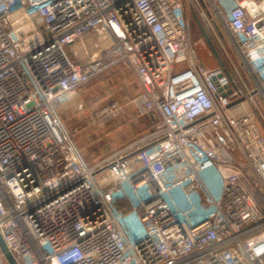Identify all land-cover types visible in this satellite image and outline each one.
<instances>
[{"label": "built area", "instance_id": "2783aa9c", "mask_svg": "<svg viewBox=\"0 0 264 264\" xmlns=\"http://www.w3.org/2000/svg\"><path fill=\"white\" fill-rule=\"evenodd\" d=\"M193 15L224 66L199 59ZM263 20L264 0H0V232L17 263L264 264ZM98 31L109 45L79 54ZM120 65L160 121L89 164L60 111ZM176 188L194 212L167 205Z\"/></svg>", "mask_w": 264, "mask_h": 264}, {"label": "rangeland", "instance_id": "374dc122", "mask_svg": "<svg viewBox=\"0 0 264 264\" xmlns=\"http://www.w3.org/2000/svg\"><path fill=\"white\" fill-rule=\"evenodd\" d=\"M224 35L226 38L224 47L232 54L233 61H236L240 74L248 76V66L237 55L229 34L224 32ZM200 36L198 26L193 24L191 37L199 59L208 67H215L217 65L216 59L210 54L206 44L201 39L202 36ZM251 83L254 85L253 80H251ZM88 85L78 98L80 103L77 107H67L60 111L62 125L72 135L77 148L85 157L87 163L94 164L95 162L91 163L93 159L96 162L103 160L123 147L130 145L136 139L145 137L153 131V123L160 121V117L155 112L152 113L151 121L146 115L141 117L138 108L126 107L125 104H121L124 108L121 114L116 115L114 118L102 119L105 117L100 118V112L111 102L110 94L119 88V84L117 82L109 83L107 86L104 84L94 89ZM88 87H90L89 90ZM257 100L262 103L260 97ZM261 107L264 113V103ZM236 112L240 114L242 110Z\"/></svg>", "mask_w": 264, "mask_h": 264}, {"label": "bare ground", "instance_id": "6f19581e", "mask_svg": "<svg viewBox=\"0 0 264 264\" xmlns=\"http://www.w3.org/2000/svg\"><path fill=\"white\" fill-rule=\"evenodd\" d=\"M252 14L253 11L251 10ZM255 15V14H254ZM253 38L260 44V49L264 54V20L255 26V30L252 32ZM109 45V40L101 32H97L93 36H90L78 44L79 54H87L89 56L96 57L101 50ZM134 201H138L139 198H132ZM194 200L189 198L182 190L178 188L174 189L172 194L165 195V201L167 205L175 212L182 211L186 215L196 210L194 206Z\"/></svg>", "mask_w": 264, "mask_h": 264}, {"label": "crops", "instance_id": "0c3cea01", "mask_svg": "<svg viewBox=\"0 0 264 264\" xmlns=\"http://www.w3.org/2000/svg\"><path fill=\"white\" fill-rule=\"evenodd\" d=\"M104 75L92 81L90 83L91 85L89 84L88 86H92V89H94L95 87H101L104 84H106L107 86V84L109 83L117 82L119 84L118 85L119 88L116 89V91H114L112 94H110L111 102L118 101L120 104H125L126 107L137 109V105L135 104V102L140 95L141 89H140V85L137 82L134 74L129 69H127L125 66L120 65L114 68L113 70H111V72L107 73L105 76ZM87 89L89 90L90 87H88ZM79 100L80 99L75 100L74 102L68 104L67 106L64 107V109L67 107L68 108L77 107L78 104L80 103ZM147 117L150 120L152 119L150 115ZM93 162H96V160L93 159L91 163Z\"/></svg>", "mask_w": 264, "mask_h": 264}, {"label": "water", "instance_id": "95a60500", "mask_svg": "<svg viewBox=\"0 0 264 264\" xmlns=\"http://www.w3.org/2000/svg\"><path fill=\"white\" fill-rule=\"evenodd\" d=\"M193 20L197 24L199 30L201 31L202 37L206 41V43H207L209 49L211 50V53L214 56V58L217 60V62L219 63L220 66H224V62H223L219 52L215 48L214 44L211 42L209 36L207 35V33L205 32L203 26L201 25V23L199 22L198 18L195 15H193ZM233 105H235V103H233L231 106H233ZM150 115L152 117V113ZM0 250L4 254L8 264H18L17 261L15 260L14 256L8 250V248H7V246H6L5 242H4V239H3L2 235H1V232H0Z\"/></svg>", "mask_w": 264, "mask_h": 264}, {"label": "trees", "instance_id": "16d2710c", "mask_svg": "<svg viewBox=\"0 0 264 264\" xmlns=\"http://www.w3.org/2000/svg\"><path fill=\"white\" fill-rule=\"evenodd\" d=\"M117 207L119 209H127V211H130V204L128 203V201L126 200H121V201H118L117 203Z\"/></svg>", "mask_w": 264, "mask_h": 264}, {"label": "flooded vegetation", "instance_id": "af4514ba", "mask_svg": "<svg viewBox=\"0 0 264 264\" xmlns=\"http://www.w3.org/2000/svg\"><path fill=\"white\" fill-rule=\"evenodd\" d=\"M204 43L207 45L206 41H204ZM208 46V45H207Z\"/></svg>", "mask_w": 264, "mask_h": 264}]
</instances>
